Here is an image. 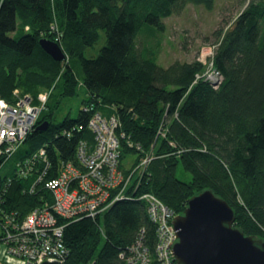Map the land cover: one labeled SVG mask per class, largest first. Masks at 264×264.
<instances>
[{
	"label": "trees",
	"instance_id": "obj_1",
	"mask_svg": "<svg viewBox=\"0 0 264 264\" xmlns=\"http://www.w3.org/2000/svg\"><path fill=\"white\" fill-rule=\"evenodd\" d=\"M216 2L0 0L1 97L15 103L18 90L37 102L39 94L51 92L23 144L27 147L23 159L45 148L53 168L48 179L55 178L63 163L77 162L81 141L93 142L87 128L92 115L108 116L112 106L120 118L119 133L126 134L121 139V162L128 154H138L132 173L142 158L153 157L147 171L134 172L133 187L127 191L130 198L117 201L100 216L60 220L69 249L61 264H120V254L127 253L142 229L153 249L156 225L140 199L147 193L180 215L193 196L210 189L233 207L236 227L264 239V0L238 1L237 16L213 32L216 51L208 61L213 59L224 76L217 89L197 80L206 69L203 61H176L165 67L155 50L140 41L142 36L146 42L156 40L166 30L165 20L188 5L213 11ZM100 31L106 33V44L97 56L87 57L86 50L96 46ZM58 33L62 37L56 41ZM43 39L58 42L68 63L48 54L40 44ZM75 64L81 68L82 81ZM80 81L87 89L84 109L77 118L67 116L54 123L61 102L55 92L75 96ZM86 107L93 109L85 111ZM47 121L48 130H38ZM180 166L192 175L190 181L178 178ZM15 176L3 177L0 171V197L7 212L21 219L53 204L51 191L40 187L29 193L35 176L29 181ZM116 193L112 190V198Z\"/></svg>",
	"mask_w": 264,
	"mask_h": 264
},
{
	"label": "built area",
	"instance_id": "obj_2",
	"mask_svg": "<svg viewBox=\"0 0 264 264\" xmlns=\"http://www.w3.org/2000/svg\"><path fill=\"white\" fill-rule=\"evenodd\" d=\"M61 37L58 33L56 41ZM212 56L213 53L205 58L206 69L197 76V80L208 82L217 89L224 82V76L215 68L213 59L208 61ZM50 93L39 94L37 102H34L32 96L22 95L16 90L15 103L0 95V171L20 151L35 128L46 109ZM92 109L86 107L85 111ZM108 109V116L101 112L92 115L87 128L93 135V142L81 141L77 148V162L63 163L55 178L48 179L53 168L45 148L17 163L16 179L29 181L32 176L36 177L28 188L30 194L42 187L51 191L55 200L53 204L46 203L20 219L17 214L3 208L0 197L1 260L12 259L18 264H61L60 259L69 255L63 240L65 221L75 220L84 214L100 216L117 201L130 198L127 191L133 187L134 172L147 171L153 157L147 155L142 158L132 173L123 166L121 139L126 138V134L119 133L121 122L116 108ZM128 145L134 147L135 143L129 141ZM11 182L9 179L8 183ZM112 190H117L113 198ZM140 199L147 204L149 217L156 225L155 247L152 249L146 243V229H142L127 253L120 254V264H178L174 254L178 236L173 226L178 215L153 194H144ZM60 220L64 222L60 224Z\"/></svg>",
	"mask_w": 264,
	"mask_h": 264
},
{
	"label": "water",
	"instance_id": "obj_3",
	"mask_svg": "<svg viewBox=\"0 0 264 264\" xmlns=\"http://www.w3.org/2000/svg\"><path fill=\"white\" fill-rule=\"evenodd\" d=\"M44 50L63 62L66 53L59 43L43 39ZM50 123L38 130L47 131ZM232 206L212 190L193 196L173 226L178 236L174 254L178 264H264V239L249 236L236 227Z\"/></svg>",
	"mask_w": 264,
	"mask_h": 264
},
{
	"label": "rangeland",
	"instance_id": "obj_4",
	"mask_svg": "<svg viewBox=\"0 0 264 264\" xmlns=\"http://www.w3.org/2000/svg\"><path fill=\"white\" fill-rule=\"evenodd\" d=\"M238 1L240 0H217L213 11L207 10L204 6L188 5L181 14L165 20L166 30L156 40L146 42L145 36H142L140 41L142 40L144 46L149 44L155 50L158 62L162 66L168 67L176 61L192 62L200 59L203 63H206L205 58L212 53L215 54L216 51L213 46L215 43L213 32L224 21H230L237 16L240 8L237 6ZM106 41V33L100 31L98 43L95 47L86 50V56H97L105 46ZM64 61L68 63V55ZM207 68H209V65ZM75 70L82 81V71L78 64H75ZM81 81L75 96L61 97L59 96L60 89L55 92V97L58 96L61 102L55 110L54 123H62L67 116L77 118L79 112L84 109L83 100L87 96V89L81 84ZM26 149L27 147L23 146L15 156L5 163L1 168L3 177L12 176L15 173L17 163L25 156ZM137 160L138 154H128L122 159V164L130 170ZM177 176L180 180L187 182L192 178V175L183 170L181 166L178 169ZM0 264L18 263L12 259H6L5 261L0 259Z\"/></svg>",
	"mask_w": 264,
	"mask_h": 264
}]
</instances>
